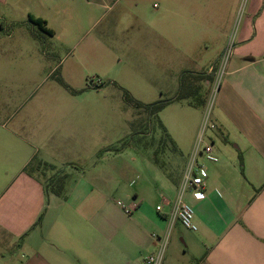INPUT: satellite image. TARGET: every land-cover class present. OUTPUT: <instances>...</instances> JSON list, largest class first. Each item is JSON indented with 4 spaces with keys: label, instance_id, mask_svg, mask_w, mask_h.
<instances>
[{
    "label": "crops",
    "instance_id": "obj_1",
    "mask_svg": "<svg viewBox=\"0 0 264 264\" xmlns=\"http://www.w3.org/2000/svg\"><path fill=\"white\" fill-rule=\"evenodd\" d=\"M57 1L58 7L83 6L87 11L82 18L91 24L98 16L118 24L122 50L151 55L149 80L161 92L170 88V98L179 92L181 74L192 72L190 84L199 88L205 103L181 99L165 109L183 102L201 113L214 80L198 77L219 69L225 25L234 24L241 5V0ZM8 2L0 0L3 6ZM4 17L0 14V19ZM242 23L223 77L213 84L217 93L212 120L217 128L210 138L219 160L200 159L208 171L205 189L185 198L194 209L198 229L192 231L179 223L181 227L171 231L163 264H264V0L245 3ZM217 40L221 45L212 49L211 42ZM80 120L84 125L75 135L80 148L74 150L95 153L107 149V142L101 138L97 144L95 139L96 115L88 112ZM186 124L176 132L165 124L176 153L183 158L179 174L153 171L152 166V180L163 189L158 194L141 183L143 172H137L141 184L129 202L134 207L130 216L125 212L127 206L116 202L118 189L113 187L114 180L126 172V165L116 169L99 163L78 176L66 171V191L58 197L45 191L44 179L24 172L39 151L25 148L22 162L16 165L10 145L0 143V184L8 180L0 192V257L4 249L13 247V255L2 258L4 263L144 264L157 250L151 235H163L169 228L201 127L197 120ZM2 138L10 143L16 134L7 129ZM2 156L7 157L4 171ZM179 241L185 246L182 252L177 248Z\"/></svg>",
    "mask_w": 264,
    "mask_h": 264
},
{
    "label": "rangeland",
    "instance_id": "obj_2",
    "mask_svg": "<svg viewBox=\"0 0 264 264\" xmlns=\"http://www.w3.org/2000/svg\"><path fill=\"white\" fill-rule=\"evenodd\" d=\"M247 1L241 0L234 24L225 25L222 37L225 45L217 61L219 69L214 82L222 79L233 53ZM57 3V0H9L5 6L0 4V14L5 16L0 19V126L16 134L15 140L8 143L2 138L6 130L1 127L0 143L4 147L10 145L16 165L22 162L26 148L39 151L36 153L40 159L77 176L81 170H92L99 163L116 169L126 165V172L114 180L113 187L118 189L116 202L127 207L141 183L161 194L162 186L153 182L151 167L153 171L158 169L175 176L183 163L167 126L176 132L190 120L202 125L207 109L212 117L217 93L214 82L206 94L207 106L202 113L183 102L165 109L159 116L151 117L137 110L126 103L120 88L144 104L171 96L170 88H163L161 92L149 80L153 72L151 55H142L136 49L122 50L121 27L112 23L111 18L98 16L91 24L82 18L87 11L83 6L58 7ZM29 15L46 20L55 35L49 36L31 24ZM211 44L215 49L221 42ZM59 79L76 93L61 85ZM91 81L100 83V88L93 89ZM88 112L96 115L97 144L102 138L109 144L107 149L95 153L74 150L80 148L79 137L75 136L81 124L84 125L80 119ZM183 118L190 120L184 123ZM1 159V171H4L7 157ZM47 171L52 176L53 171ZM137 172H143L145 180L141 183ZM7 183L8 180L1 182L0 192ZM178 227L181 225L176 222L172 233ZM12 248L1 252L0 264H6L2 258L13 255ZM177 248L181 252L185 250L180 241Z\"/></svg>",
    "mask_w": 264,
    "mask_h": 264
},
{
    "label": "built area",
    "instance_id": "obj_3",
    "mask_svg": "<svg viewBox=\"0 0 264 264\" xmlns=\"http://www.w3.org/2000/svg\"><path fill=\"white\" fill-rule=\"evenodd\" d=\"M224 60H226V58ZM219 74L220 71L218 75ZM96 84L99 85L100 83L96 82ZM96 84H94V81H91L92 87ZM216 128V124L213 122L210 114V109H207L194 145L192 155L184 171L176 202L169 217V228L163 235H151L153 240L157 243V250L155 253L147 256L144 259V264H163L170 242L171 230L176 222H179L186 229L197 231L198 228L195 223L194 209L184 201V195L187 192L199 195L205 189L208 171L205 164H203L200 159L204 158L210 163H216L219 160L210 138V133L216 130ZM133 210L134 207L125 208V212L129 216L132 214ZM157 210L161 212L162 207H157Z\"/></svg>",
    "mask_w": 264,
    "mask_h": 264
},
{
    "label": "trees",
    "instance_id": "obj_4",
    "mask_svg": "<svg viewBox=\"0 0 264 264\" xmlns=\"http://www.w3.org/2000/svg\"><path fill=\"white\" fill-rule=\"evenodd\" d=\"M29 22L39 27V29L49 35L54 36L55 33L52 29L48 28L47 22L42 19L35 17L34 15H29ZM217 71L213 69V72L207 75H200L198 78L202 80H209L210 82L214 80ZM194 78L192 72L185 71L181 74L180 77V89L177 95L170 99L159 100L157 102L151 104H144L138 100H136L127 90L120 88L123 91L124 98L127 104L135 107L137 110H143L149 114V116H158L160 112H162L168 105L173 103L174 101H178L181 99L195 98L192 99V103H197L198 105H203L205 102L202 100V97L199 93V88L191 86L190 80ZM59 83L63 85L66 89L71 91L72 93H76L73 89L69 88L61 79H59ZM116 84V83H114ZM100 85V84H99ZM99 85H94L93 89L100 88ZM117 85V84H116ZM47 170L53 171L52 176H48ZM24 172L34 176L41 175L44 178V188L48 193H52L58 197H62L66 191V183L68 178V173L65 169L57 170L53 164H50L46 161L40 159L37 155L33 157V159L25 166Z\"/></svg>",
    "mask_w": 264,
    "mask_h": 264
}]
</instances>
